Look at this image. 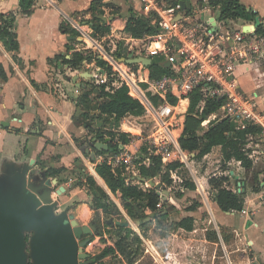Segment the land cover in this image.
I'll list each match as a JSON object with an SVG mask.
<instances>
[{
	"label": "crops",
	"instance_id": "crops-1",
	"mask_svg": "<svg viewBox=\"0 0 264 264\" xmlns=\"http://www.w3.org/2000/svg\"><path fill=\"white\" fill-rule=\"evenodd\" d=\"M188 1H190L188 7L190 11L196 9L195 5H203L208 1L211 7L206 11V17L220 18V7L211 4L210 0ZM240 2L248 11L256 13L254 19L245 20L261 27V21L264 20V0H240ZM101 3L106 4L107 9H110V6L119 8L121 13L114 19L124 27L132 14L147 16L139 0H35L33 7L27 13L20 6V0H0V24L4 22L3 24L16 34L18 42L17 50H9L0 40V183L5 181L14 183L16 177L21 175V183L33 187L34 190L31 192L37 197L41 198L48 194L50 200L56 201V197L62 196L68 188L63 185L65 191L58 193V189L62 186L60 172L63 169H73L78 160L82 159L86 162L87 157L94 159L97 155L94 147L96 141L109 144V139L103 141L97 139L95 134L100 125L89 119V111L82 103V97L88 91L86 82L93 81L99 72L98 68H102L94 59L92 65H96V71L82 69L85 60L87 63L89 61L83 50L86 48L83 45L84 41H87L85 36L93 39L90 35L92 32L87 27L89 18L96 17L100 26L112 18L99 15L98 8ZM63 23L70 25V29L77 34L63 32L61 29ZM125 33L126 36H130L129 41L136 38L129 32L125 31ZM77 51L83 53L84 59L77 68H74L65 61L64 57L72 59ZM97 57L104 59L103 56ZM263 64L264 52L256 61L243 63L237 69L241 89L262 107H264ZM103 70L107 71L104 68ZM74 77H77L76 81L73 80ZM100 86L96 85L95 92L90 95L92 101H101L98 96L96 100L93 98L96 92L99 93ZM189 103L190 101L183 102L186 114ZM92 110L99 111L96 107ZM126 117L121 119L119 126L117 125L119 128L122 125L119 131L137 134L134 126L124 127ZM15 141L16 146L12 149L10 143ZM141 144L140 137H137L134 146L140 147ZM248 145L249 141L246 144L247 155L250 152ZM213 157L222 162L220 172L208 177L198 175L193 167L194 162L213 159ZM185 158L187 156L184 160ZM248 158L252 162L251 167H245L241 161L232 159L224 169L222 147L217 145L204 157L197 158L194 152L193 156L191 155V162L185 161L196 184L195 190H198L203 197L215 224L214 229L225 252L227 264H264V159L262 156L251 159L249 155ZM185 162L183 163L186 166ZM91 170V176L96 181L102 182L104 186L98 181L110 197L115 195L106 181L96 172V166ZM221 175L229 178L227 185L230 180H235L236 189H231L244 196L243 210L222 211L212 194L210 195L213 202L211 201L208 195L210 192L205 184L211 176ZM158 178L156 182H159ZM133 180V178L130 181L127 179V182ZM147 186L151 184L147 183L145 187ZM186 190L195 191L184 187L183 191L179 192L184 195ZM164 196L169 199L167 190ZM90 199V196L83 198L79 207L73 211L77 217L91 214L93 210L89 205ZM115 213L117 211L113 215ZM237 215H239L238 220H231L230 217ZM133 220L136 222L135 219ZM130 227L143 241L144 237L139 231L141 230L139 226L137 225L139 230L133 225ZM150 242L149 240L152 251L159 255L155 244Z\"/></svg>",
	"mask_w": 264,
	"mask_h": 264
},
{
	"label": "built area",
	"instance_id": "built-area-1",
	"mask_svg": "<svg viewBox=\"0 0 264 264\" xmlns=\"http://www.w3.org/2000/svg\"><path fill=\"white\" fill-rule=\"evenodd\" d=\"M139 1L145 14L151 16L156 31L142 38H132V47L144 49L132 53L134 57H148L152 61L155 57H163L165 63L169 62L171 72L152 79L150 65L129 63L113 55L109 60L110 72L116 78L110 85L109 75L103 68H98L96 76L100 79L97 84H106L105 89L111 92L124 84L130 86L152 112L156 128L147 136L134 135L124 150L113 155H99L97 161L107 163L114 171L124 164L127 168L133 166L137 171L133 177H136L138 169L133 160L141 146L147 144L153 153L163 157L165 163L183 162L188 154L179 144L186 118L183 102L190 101L195 91L202 96L201 108L208 100L223 99V117L233 121L237 129L259 128L258 135H248V155L251 159L260 156L264 159V107L241 89L237 77L241 64L256 61L264 52V20L259 27L241 18L206 17V11L211 7L208 1L195 5L194 11L184 8L182 1L187 0ZM109 23L113 31H125L117 19L111 18ZM137 137L142 141L140 147L134 146Z\"/></svg>",
	"mask_w": 264,
	"mask_h": 264
},
{
	"label": "trees",
	"instance_id": "trees-1",
	"mask_svg": "<svg viewBox=\"0 0 264 264\" xmlns=\"http://www.w3.org/2000/svg\"><path fill=\"white\" fill-rule=\"evenodd\" d=\"M35 0H20V6L25 13L33 7ZM172 2L177 0H171ZM211 4L220 7V18L227 19H247L255 18L256 13L248 11L241 4L240 0H210ZM151 16H143L132 14L129 18L125 31L129 32L133 37L142 38L147 35L154 34L156 27L151 22ZM4 23V22H3ZM0 24V40L9 50H17L18 42L16 34L9 29L7 25ZM97 27L100 28V25ZM63 32L76 35V31L70 29V25L63 23ZM121 58L122 52L116 53ZM65 61L71 66L77 68L84 59L83 53L77 51L73 54L72 59ZM97 64L111 71V65L102 58H95ZM151 78L156 79L171 72L170 68L164 62L163 57H155L150 65ZM99 93L96 97L101 99L96 108L108 117L115 119L119 126L121 119L125 116L132 115L136 117L143 116L146 111L145 104L133 93L130 86L124 84L113 92L105 91L106 85H101ZM95 92V91H92ZM82 103L86 106L92 101L90 93L86 92L82 97ZM157 102V98H153ZM202 96L195 91L190 96V103L187 110L184 130L179 138V144L182 150L188 154L196 152L197 158H202L211 152L214 146L222 147L223 168L232 159L241 161L245 167H251L252 162L248 158L246 144L248 135H258L260 129L249 126L246 129H237L236 124L229 118L223 117L224 100H208L203 108H201ZM176 102V99H173ZM98 140H105L107 135L110 136L109 149L97 150V155L115 154L124 150V146L132 141L135 137L131 133L124 131H96ZM118 136V138H117ZM117 138V139H116ZM116 140V141H115ZM112 141L115 143L113 144ZM133 162L138 169V175L132 177L138 182H127V177L123 175L121 169L113 170L107 163H99L96 165V172L106 181L108 187L113 194L119 196L122 205L128 214L135 220H141L139 228L143 234H147V228L152 222H156L155 238L152 239L158 251L163 255L170 252L171 231L186 230L193 231L195 218L191 215L182 217L180 220L170 221V212L167 209L169 199H164V192L173 182L172 172L184 166L182 161L176 160L172 163H165L161 155L153 153L147 144L141 146L138 155L135 156ZM159 177V182L156 178ZM229 178L227 176H211L205 184L212 194L214 201L224 212L241 211L244 208L245 198L241 193L232 190L228 185ZM104 181V182H105ZM149 183L151 186H146ZM88 193L92 197L93 206L102 209L106 214H113L117 211L121 214L117 204L112 200L110 195L98 186L93 176L87 178ZM106 185V187H107ZM183 185L187 189L195 190L196 184L192 179L185 178ZM108 188V189H109ZM182 192H178L177 196H182ZM197 201L187 208L189 211H195L198 208ZM151 217L149 221H143L145 218ZM132 221V220H129ZM169 226V227H168ZM107 227L118 233L119 238H115L114 246H108L104 249L100 257H106L110 254L120 253L130 264L141 255L142 238L132 227H124L121 224L108 223ZM139 230L138 228H136Z\"/></svg>",
	"mask_w": 264,
	"mask_h": 264
},
{
	"label": "rangeland",
	"instance_id": "rangeland-1",
	"mask_svg": "<svg viewBox=\"0 0 264 264\" xmlns=\"http://www.w3.org/2000/svg\"><path fill=\"white\" fill-rule=\"evenodd\" d=\"M110 7V9H107V5L101 3L100 7L98 8V11H100L99 15H105L114 19L118 16V14L121 13L117 6ZM89 19L90 22L87 27L90 28L89 31L92 32L90 35L94 40L91 39L89 36H85L87 41H84L83 43V45L86 47L85 49L83 48V50L85 51L87 61H89L87 63L85 60L82 65V69L96 71L97 67H95V64L92 65V63L97 56H103L104 59L109 62V60H112V57L110 56H112V54L117 56L116 53H118L119 51L122 52L123 56L121 58H123L129 57V55L133 54V51L138 52L144 50L142 46L132 47L134 42L133 40L129 41L130 36H126L125 34L127 33H125V31H113L109 23L110 20L99 28L96 27L100 23L99 20L96 19V17ZM79 33L81 32L79 31ZM80 35L84 37L82 33ZM106 73L109 75L108 80L110 85H112V82H114L116 76L112 77L111 72L108 69ZM96 75H98V73ZM99 79V76H95L93 81H91L90 83L86 82L88 83L87 92L90 93V95H92V91H94L96 85H98L97 83ZM93 98L94 100H96L95 94ZM101 102L102 101L97 100L89 101V103L84 106L89 111V119H92L94 122L100 125L98 129L99 132L119 131V129L122 128V125H120L119 128L114 119L103 115L99 111L92 110ZM126 118V125L124 127H128V125L134 126L135 131L138 132L134 135L147 136L155 132L156 123L154 121V116L152 112L148 109L145 111V114L143 116L136 117L128 115ZM106 139L110 140V136L107 135ZM258 141H260V139H258ZM112 143L114 144L115 142L112 141ZM15 146L16 141L15 143H10V147L12 149ZM135 149L136 148H133V151H135ZM105 155L113 154L111 153ZM191 155L193 156V153L190 155L187 154V158H185L183 162H185L186 160L191 162ZM98 156L99 155H95V159H90V157H87L86 162H84L82 159L76 161L73 169H63L59 175L60 185L67 186V192L62 193V196L56 197V201L50 200L48 204L52 205L55 214H60L66 211L67 213H69L70 216L83 223V225H89L90 223H94L97 225L98 229L96 233L92 235L91 241L86 245L84 249L85 252L90 254V258L93 260V264H130L127 259L120 253L110 254L109 256L102 258L100 257L106 247L115 245L114 239L119 238V235L117 232L107 227L109 221H116L117 217L113 214H106L102 209L93 206L92 197L88 193L87 178L91 176V168L95 169L96 164H99V162L97 161ZM186 163L187 162H185V164ZM193 165L194 169L201 177H208L213 173H219L220 169H222V162L218 161L216 157H213V159L196 161ZM126 166L127 164L119 166L116 168V171L118 169H121L123 175L126 176L127 179L130 181L131 178L135 176V172L137 171L133 166H131L130 168H127ZM230 167L236 168L237 166ZM259 167L261 168V165H259ZM185 178L193 179L187 164L186 166L184 165L178 170L172 172L173 182L170 187L167 188V196L170 199L169 203L167 204V209L170 212V220L167 225H169L170 221L180 220L184 216L193 215L195 217L194 230L192 232H188L183 229L177 231L172 230L170 234H173L171 238L170 252L167 253V255L165 256H163L160 252L159 255H156L149 245V240L152 242V244H154L152 239H154L156 236V222L150 223L149 227L147 228L146 236L142 233L141 230H139L144 237L142 246L143 252L133 264H227L225 252L223 251L221 242L219 241L216 231L214 229L216 228L215 224L210 216L208 208L204 203L203 197L201 196L200 192L198 190H186L183 196H177L178 192L183 191L184 189L183 181ZM98 181H96V183L98 186H100L99 182L101 184L102 182ZM228 186L230 188L236 189L235 180H230ZM81 190H85L87 193H83ZM208 195L212 201L210 193H208ZM88 196L91 197L89 205L93 211L91 212V214L89 213L86 216L82 215L77 217L75 212L73 211H75L79 207V205L82 203V199L87 198ZM111 198L118 205L121 211V220H132L136 224V222L132 219V217L122 206V202L119 197L113 195L111 196ZM194 200L200 203L198 205L197 210H187V208L193 204ZM230 218H232L231 220H238L239 215ZM31 236V233L27 236V252H30Z\"/></svg>",
	"mask_w": 264,
	"mask_h": 264
},
{
	"label": "water",
	"instance_id": "water-1",
	"mask_svg": "<svg viewBox=\"0 0 264 264\" xmlns=\"http://www.w3.org/2000/svg\"><path fill=\"white\" fill-rule=\"evenodd\" d=\"M182 4L184 8L190 7L188 0ZM123 60L146 66L152 63L151 58L134 57L133 54L123 57ZM73 80L76 81L77 77ZM94 147L108 150L109 144L96 141ZM31 190L34 188L21 183V175L14 183H0V264H88L86 260L90 254L84 249L96 233L97 225H81L66 211L55 214L52 205L48 204L50 196L45 194L39 198ZM62 191H65L63 186L58 193ZM115 216L116 221L110 223L131 226L127 219L121 220V215L115 213ZM150 219L147 217L143 221ZM141 223V220H136L138 226ZM30 233V252H27Z\"/></svg>",
	"mask_w": 264,
	"mask_h": 264
},
{
	"label": "flooded vegetation",
	"instance_id": "flooded-vegetation-1",
	"mask_svg": "<svg viewBox=\"0 0 264 264\" xmlns=\"http://www.w3.org/2000/svg\"><path fill=\"white\" fill-rule=\"evenodd\" d=\"M86 261L88 262V264H93V260L91 258H88Z\"/></svg>",
	"mask_w": 264,
	"mask_h": 264
},
{
	"label": "bare ground",
	"instance_id": "bare-ground-1",
	"mask_svg": "<svg viewBox=\"0 0 264 264\" xmlns=\"http://www.w3.org/2000/svg\"><path fill=\"white\" fill-rule=\"evenodd\" d=\"M131 225H133L134 228H138L137 225L133 222V221H130Z\"/></svg>",
	"mask_w": 264,
	"mask_h": 264
}]
</instances>
